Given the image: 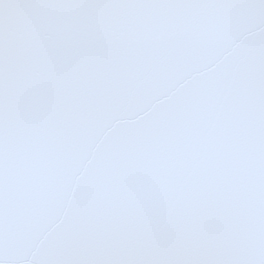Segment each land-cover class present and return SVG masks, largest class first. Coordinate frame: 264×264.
<instances>
[{
	"label": "snow or ice",
	"instance_id": "obj_1",
	"mask_svg": "<svg viewBox=\"0 0 264 264\" xmlns=\"http://www.w3.org/2000/svg\"><path fill=\"white\" fill-rule=\"evenodd\" d=\"M0 264H264V0H0Z\"/></svg>",
	"mask_w": 264,
	"mask_h": 264
}]
</instances>
